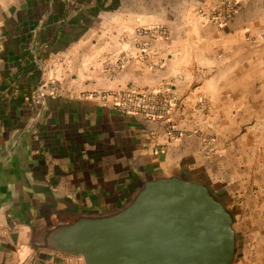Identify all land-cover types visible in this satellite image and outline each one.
<instances>
[{
    "label": "crops",
    "instance_id": "0c3cea01",
    "mask_svg": "<svg viewBox=\"0 0 264 264\" xmlns=\"http://www.w3.org/2000/svg\"><path fill=\"white\" fill-rule=\"evenodd\" d=\"M219 1L0 0V264H84L42 236L173 174L234 217V264H264V0L220 29L205 17ZM156 25L169 37L138 59ZM124 90L173 94L185 135L92 97Z\"/></svg>",
    "mask_w": 264,
    "mask_h": 264
},
{
    "label": "water",
    "instance_id": "95a60500",
    "mask_svg": "<svg viewBox=\"0 0 264 264\" xmlns=\"http://www.w3.org/2000/svg\"><path fill=\"white\" fill-rule=\"evenodd\" d=\"M40 246L84 264H234L238 238L206 185L173 174L143 180L116 211L57 224Z\"/></svg>",
    "mask_w": 264,
    "mask_h": 264
},
{
    "label": "built area",
    "instance_id": "2783aa9c",
    "mask_svg": "<svg viewBox=\"0 0 264 264\" xmlns=\"http://www.w3.org/2000/svg\"><path fill=\"white\" fill-rule=\"evenodd\" d=\"M240 2L241 0H220L210 12L205 14V17L208 22L218 28H223L236 16ZM149 32L162 34L160 29H148L144 33ZM261 37L264 40V34ZM92 97L99 99L104 106L117 109L125 114L139 115L162 122L166 125L169 141H177L184 135L174 122L178 110L177 99L168 91H104L95 93ZM197 107L200 112H204L208 109V104L201 101ZM155 152L158 153L159 149H155Z\"/></svg>",
    "mask_w": 264,
    "mask_h": 264
},
{
    "label": "rangeland",
    "instance_id": "374dc122",
    "mask_svg": "<svg viewBox=\"0 0 264 264\" xmlns=\"http://www.w3.org/2000/svg\"><path fill=\"white\" fill-rule=\"evenodd\" d=\"M199 16H201V14H199ZM148 29H152V30L160 29L162 31V34L161 35H157V34H154L153 32H149L148 34L144 33L145 30H148ZM138 34H139V36L144 38L143 41H138L137 42V49L140 50V53H138L137 57H138V59H141V60H146L147 59V56H148L147 48H149V46L151 45L152 42L159 41V40H166L169 37V32H168L167 28L164 27V26H160V25L151 26V27H143V28L140 29ZM161 65H162L161 62L152 63L151 64V68L153 70H155V69L159 68V66H161ZM201 101H203V100H201ZM201 101H198L196 103L195 111L198 112V113H202V114L209 112V110L211 108H210V105L208 103H207L208 104V109L206 111L200 112L197 109L198 108L197 107L198 103L201 102ZM203 102H205V101H203ZM174 122H175V118H174ZM176 126H177V124H176ZM179 129L182 130L181 128H179ZM182 132L185 135V131L182 130ZM235 228H236V226H235ZM237 238H238V236H237Z\"/></svg>",
    "mask_w": 264,
    "mask_h": 264
}]
</instances>
